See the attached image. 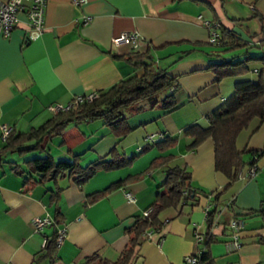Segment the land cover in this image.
<instances>
[{"label": "crops", "instance_id": "obj_1", "mask_svg": "<svg viewBox=\"0 0 264 264\" xmlns=\"http://www.w3.org/2000/svg\"><path fill=\"white\" fill-rule=\"evenodd\" d=\"M43 15V29L34 37H29L24 11L17 13L7 35L0 33V125L27 131L53 114L49 104H66L140 73L142 66L122 57L136 51L147 53L153 65L175 77L180 105L163 111L142 101L127 114L131 128L123 136L100 119L72 121L61 134L46 138L38 154L85 165L109 158L112 149L129 156L166 136L176 140L162 149L152 144L127 165L97 169L79 185L67 174L41 182L35 173L19 175L3 164L0 264H98L95 256L115 260L135 218L153 201L166 165L189 170L194 199L161 210L159 228L141 235L128 264H188L184 256L205 246L207 232L212 240L206 246V264H264V122L256 126L254 119L239 133L236 144L244 149L245 163L243 175L232 181L215 169L211 138L189 148L190 137L183 133L187 124L207 126V115L233 93L238 79H256L259 61L247 62L241 75L220 78L211 63L221 56L264 52V0H44ZM203 19L217 23L218 34L224 30L234 35L239 46L221 50L210 44ZM122 31H136L137 46L114 43L112 37ZM149 134L154 137L148 142ZM251 149L263 153L256 156ZM28 153L13 152L6 159L24 167ZM252 158L256 170L247 176ZM153 160L160 162L151 166ZM122 179L89 200L92 193ZM125 191L135 200L128 201ZM206 206L209 211L218 206L211 221ZM45 214L52 222L35 231L32 218ZM235 216L243 221L242 243L227 250L228 223ZM62 225L66 237L56 245L50 240ZM197 234L203 239L197 240ZM44 237L48 241L42 246Z\"/></svg>", "mask_w": 264, "mask_h": 264}, {"label": "trees", "instance_id": "obj_2", "mask_svg": "<svg viewBox=\"0 0 264 264\" xmlns=\"http://www.w3.org/2000/svg\"><path fill=\"white\" fill-rule=\"evenodd\" d=\"M209 43L220 46L221 50L234 49L239 46V41L234 35H227L224 30L218 34L216 43ZM122 57L135 65L142 66V71L122 78L107 88L95 92L96 95L89 100L85 99L66 110L53 113L42 123L27 131H18L12 128L3 144L0 145V168L6 164L10 170L19 175H23L27 171L35 173L38 177L35 180L41 182H55L57 177L67 174L79 185L94 174L97 169H112L131 163L152 144L161 149L172 146L175 143V137L166 136L164 139L141 146L138 152L129 156L112 149L109 158H97L85 165H80L75 159L56 161L48 152L41 156L23 159L24 167L13 159H6L8 153H22L31 149L42 151L45 139L61 134L72 121L100 119L114 134L123 136L131 128L127 124V114L130 110L140 108L142 101H147L150 107L156 105L163 111H172L180 105L175 98L177 89L175 77L166 69L153 65L152 61H149L150 56L147 53L133 51ZM254 60L261 63L256 79H238L234 84L233 93L224 99L219 108L207 115V126L191 123L183 127V133L190 137L189 148H194L205 138L212 139L215 169L223 172L230 181L237 178L240 167L245 163L242 157L244 149H239L236 144L239 133L246 129L254 119L256 126L264 122V52L258 55L244 52L242 57L221 56L218 61L211 63L217 78H220L247 72L246 63ZM250 151L256 156L263 153V149H251ZM159 162L160 160H153L151 166ZM251 164H253V158L249 161V165ZM164 173L165 178L158 186L155 197L148 206L150 210L146 215L141 214L135 218L134 223L128 229V239L119 256L112 261L95 256L98 264H128L133 248L141 235L149 229L159 228L161 210L194 199L195 190L191 185V176L187 168L166 165ZM23 181L27 183L28 177L24 176ZM122 182L123 179L117 180L105 189L92 193L89 200L96 199ZM57 193L58 191L53 192L50 197L54 198ZM216 209L217 206L210 211L208 209L206 216L210 221ZM206 235L205 246L197 248L196 252L198 249H202L201 259L207 263L206 246L212 240V235L209 232ZM50 241L54 242V238Z\"/></svg>", "mask_w": 264, "mask_h": 264}, {"label": "built area", "instance_id": "obj_3", "mask_svg": "<svg viewBox=\"0 0 264 264\" xmlns=\"http://www.w3.org/2000/svg\"><path fill=\"white\" fill-rule=\"evenodd\" d=\"M76 1V0H75ZM19 11H24L27 19H28V29H29V37H34L36 34L40 33L43 29V12H44V0H28V4H25V0H0V33L3 35H7L10 30L17 23V13ZM205 26L209 29L208 41L211 43H216L218 32L216 30L217 23L212 20L203 19L202 21ZM112 41L114 43H129L132 46H137V42L139 41V34L136 31H122L112 37ZM95 93H89L86 95H79L73 98L70 102L66 104L60 103H52L47 106V109L55 113L57 111L66 110L78 102H82L83 100L91 99L95 96ZM12 130V126L7 123H2L0 125V137L2 140H5L10 131ZM154 135L149 134L145 137V141H152ZM256 170L255 164H251L247 167L245 175L252 176ZM242 166L238 171L237 177L243 175ZM125 198L128 201H134L135 197L130 191H125ZM218 207V206H217ZM209 206L205 207V212L207 213ZM150 207L143 211V214L146 215ZM52 222L51 217L48 214L44 216H35L31 220L32 227L35 231H41L42 228ZM229 229L230 234L227 241H225V245L227 250L238 249L242 243L240 230L243 226V221L240 217H232L229 220ZM66 237V227L64 225L60 226L56 229L54 234V242L56 245H60L64 238ZM207 239L206 237H204ZM197 240L203 239V236L196 235ZM205 239V240H206ZM48 239L44 237L42 239L41 245L45 246ZM202 249H198L197 252L193 254H188L184 256V261L188 264H206L204 260L201 259Z\"/></svg>", "mask_w": 264, "mask_h": 264}, {"label": "rangeland", "instance_id": "obj_4", "mask_svg": "<svg viewBox=\"0 0 264 264\" xmlns=\"http://www.w3.org/2000/svg\"><path fill=\"white\" fill-rule=\"evenodd\" d=\"M26 152H29L28 155H27V158L28 157H35V156H41V154H38L40 151L39 150H34V149H31V150H27ZM12 153H9L7 155H10Z\"/></svg>", "mask_w": 264, "mask_h": 264}]
</instances>
